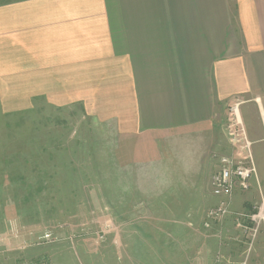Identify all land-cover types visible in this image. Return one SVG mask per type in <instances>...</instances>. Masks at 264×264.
Returning a JSON list of instances; mask_svg holds the SVG:
<instances>
[{"label":"crops","instance_id":"0c3cea01","mask_svg":"<svg viewBox=\"0 0 264 264\" xmlns=\"http://www.w3.org/2000/svg\"><path fill=\"white\" fill-rule=\"evenodd\" d=\"M34 98L102 108L135 163L173 137L224 132L238 104L232 143L250 144L262 188L264 0H0V110L25 115ZM205 233L167 225L162 251L206 256L218 242Z\"/></svg>","mask_w":264,"mask_h":264},{"label":"rangeland","instance_id":"374dc122","mask_svg":"<svg viewBox=\"0 0 264 264\" xmlns=\"http://www.w3.org/2000/svg\"><path fill=\"white\" fill-rule=\"evenodd\" d=\"M1 111L0 264H264V185L237 190L206 227L219 160L239 152L230 110L224 132L173 137L139 163L100 107L34 98L25 115ZM173 224L204 228L218 247L189 259L173 247L169 258Z\"/></svg>","mask_w":264,"mask_h":264},{"label":"built area","instance_id":"2783aa9c","mask_svg":"<svg viewBox=\"0 0 264 264\" xmlns=\"http://www.w3.org/2000/svg\"><path fill=\"white\" fill-rule=\"evenodd\" d=\"M238 104L232 108L237 113ZM240 153L223 156L219 160V168L211 179L212 194L218 198L216 206L208 211V224L223 220L230 211V201L237 190L248 191L252 180L257 177V170L250 152V144L239 145ZM254 219V218H253ZM51 234H45L44 239H50ZM218 256L215 264H221Z\"/></svg>","mask_w":264,"mask_h":264},{"label":"flooded vegetation","instance_id":"af4514ba","mask_svg":"<svg viewBox=\"0 0 264 264\" xmlns=\"http://www.w3.org/2000/svg\"><path fill=\"white\" fill-rule=\"evenodd\" d=\"M240 151H241V150H240V148H239V152H237V154L240 153ZM233 154H234V153H233Z\"/></svg>","mask_w":264,"mask_h":264}]
</instances>
